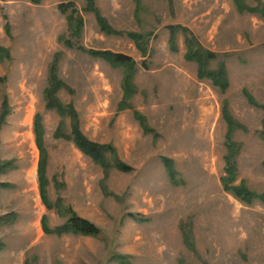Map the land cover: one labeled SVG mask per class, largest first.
Returning a JSON list of instances; mask_svg holds the SVG:
<instances>
[{
  "label": "rangeland",
  "instance_id": "obj_1",
  "mask_svg": "<svg viewBox=\"0 0 264 264\" xmlns=\"http://www.w3.org/2000/svg\"><path fill=\"white\" fill-rule=\"evenodd\" d=\"M86 4L0 0V264H264V201L221 181L231 164L232 185L264 194V0H94L110 33ZM186 38L223 64L225 90ZM93 50L134 61L129 91ZM74 133L110 146L107 165ZM67 210L99 235L60 233Z\"/></svg>",
  "mask_w": 264,
  "mask_h": 264
},
{
  "label": "trees",
  "instance_id": "obj_2",
  "mask_svg": "<svg viewBox=\"0 0 264 264\" xmlns=\"http://www.w3.org/2000/svg\"><path fill=\"white\" fill-rule=\"evenodd\" d=\"M33 2H38L39 0H31ZM236 3H239V0H235ZM86 10L88 11H92L97 19V22L100 26V28L102 30H104L107 33H110L111 30L110 28H107V26L105 25V23L102 21V18L100 17V13L98 12V10L95 8L94 5V0H86ZM73 3H66L63 2L59 5V7L64 10L65 8L71 9L70 10V14L68 16V20L70 22V27H73V16H74V12L75 10L72 9ZM128 36L134 38L135 40L139 41L141 36L139 34H135V33H130L128 34ZM174 39V29L171 28V35H170V42H172V40ZM185 44H186V55L185 57L189 60H194L197 64V75L199 78H208L212 81V83H214L215 85H217L221 90H225L226 87L228 86V80H227V75H226V70L224 69L223 64H220L219 67L216 70H211L209 69V63L215 58V55L212 52L209 51H205L200 47H196L195 46V42L192 38H186L185 39ZM3 49L0 48V51H2ZM90 53L92 55L95 56H99L101 58H104L105 60H107L109 63H111L114 66H123L125 69V73H124V77H123V87L125 88V91H129L130 90V77H131V71L133 70L134 67V61L130 58L127 57L125 55L122 54H117V53H113L110 51H101V50H93L90 51ZM55 62H53L54 64ZM53 70V69H52ZM1 81V78H0ZM50 83H49V87L48 90H53L54 86L56 85V83H54L55 81H53L50 77ZM47 90V92H48ZM54 100H52L50 102V100L47 101V106H54ZM58 106H56L58 112L65 114V111H63L62 107L59 106V104H57ZM139 120L140 116H139ZM230 121V120H229ZM228 121V122H229ZM231 123V122H229ZM232 125V123H231ZM230 125V126H231ZM228 137L227 139L229 140V135L231 133V129H229L228 131ZM35 133H36V137H37V141H38V145L41 149L42 152V146H41V131H40V127L38 124V120L35 119ZM74 142L75 145L77 146V148L83 152L84 154H86L87 156L91 157L93 160L98 161L99 163H101L102 165H107L106 161H105V153L109 152L110 150H112V148L110 146H105V145H100V144H95V143H91L89 141H87L84 137H82L80 134L78 133H74ZM43 156V154L41 153V157ZM170 162L168 160H165V165L168 167L169 172H172L171 170V165L169 164ZM114 166L119 169V170H125L127 169V167H125L124 164L116 161L114 163ZM171 176H173V173H171ZM38 177H39V186L41 188V192L44 193V187L46 184L44 175H43V165H42V158L40 161V165L38 168ZM235 177V172H234V168L231 164H229L227 166L226 169V176L221 178V181L223 183L224 189L225 190H229L231 191L235 196L239 197L241 200L249 203L254 199H260L262 201H264V194L263 195H258L252 191H250L247 187L243 186V185H239V186H235L232 185V181L234 180ZM44 196V194H43ZM45 201L46 204V200L43 199ZM68 213V218L65 222V224L59 228V232H70V233H74V234H80V235H84V236H98L100 233V229L93 224L92 222L88 221L85 218H82L78 215H76L74 212H72L71 210H67ZM189 235L185 234V242L189 243ZM118 262L119 264H130L127 262L126 258L124 256H118Z\"/></svg>",
  "mask_w": 264,
  "mask_h": 264
}]
</instances>
